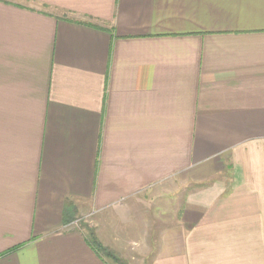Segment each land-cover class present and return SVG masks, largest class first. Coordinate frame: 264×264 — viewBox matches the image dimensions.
<instances>
[{"label":"crops","instance_id":"1","mask_svg":"<svg viewBox=\"0 0 264 264\" xmlns=\"http://www.w3.org/2000/svg\"><path fill=\"white\" fill-rule=\"evenodd\" d=\"M131 259L264 264V0H0V264Z\"/></svg>","mask_w":264,"mask_h":264},{"label":"trees","instance_id":"2","mask_svg":"<svg viewBox=\"0 0 264 264\" xmlns=\"http://www.w3.org/2000/svg\"><path fill=\"white\" fill-rule=\"evenodd\" d=\"M89 243L97 253L102 254L103 256L112 257V254L97 242L92 233L89 235Z\"/></svg>","mask_w":264,"mask_h":264},{"label":"rangeland","instance_id":"3","mask_svg":"<svg viewBox=\"0 0 264 264\" xmlns=\"http://www.w3.org/2000/svg\"><path fill=\"white\" fill-rule=\"evenodd\" d=\"M76 222H77V221H76ZM83 224L86 225V227H85V225H84L83 227H85L86 229H88V226H89L88 224H89V223H83ZM76 226H77V224L74 225V227H76ZM80 226H81V225H80ZM111 254H112V257H111V258L105 256V258H107V260H108L109 262H112V263H113L114 260H119V257H118L117 255H115L114 253H111ZM136 260H137V259H131V260H128V261H127L128 263H127V262H126V263H127V264H131V263L134 264V263H136ZM119 261H120V260H119Z\"/></svg>","mask_w":264,"mask_h":264}]
</instances>
